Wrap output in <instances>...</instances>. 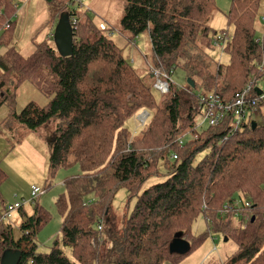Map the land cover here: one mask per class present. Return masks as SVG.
<instances>
[{
  "label": "trees",
  "instance_id": "1",
  "mask_svg": "<svg viewBox=\"0 0 264 264\" xmlns=\"http://www.w3.org/2000/svg\"><path fill=\"white\" fill-rule=\"evenodd\" d=\"M46 1L58 17L67 10L71 19H78L72 56L62 57L55 44L46 41L36 44L29 57L18 53L7 36L16 21L15 0H0V30L5 29L0 108L10 109L4 128L21 143L28 133L54 125L48 139L53 174L77 164L81 173L65 180L66 192L56 202L63 217L62 236L51 251L38 253L36 241L50 213L37 208L28 216L21 207L22 234L17 239L0 213V258L6 249L15 248L22 251L19 264L177 263L201 242L191 229L204 214L209 229L237 244L235 253L221 264H264V118L259 123L251 117L232 132L237 114L228 111L220 124L199 127L197 107L199 98L210 94L230 102L254 77L262 76L257 64L264 61V34L258 36L256 21L264 0H232L228 24L233 34L213 31L214 37L210 21L218 9L216 0H125L118 32L127 42L149 35L153 63L146 58L147 70L132 66L113 39L114 28L95 23L89 8L69 9L75 0L61 9L56 0ZM221 33L227 39L217 44ZM214 46L230 55L228 64L211 58ZM159 65L171 72L165 93L154 85L151 67ZM176 69L185 72V87L173 84ZM26 81L50 102L40 106L31 101L17 112V92ZM154 90L162 94L161 100H156ZM263 105L259 102L257 114ZM144 109L151 112V119L132 135L126 121ZM161 162L164 179L141 191L161 174ZM6 177L0 167V185ZM119 188L127 189L129 197L137 196L133 213L122 218L112 208ZM234 201L240 202L244 216L222 215L224 206ZM177 237L191 242L188 253L171 252Z\"/></svg>",
  "mask_w": 264,
  "mask_h": 264
},
{
  "label": "rangeland",
  "instance_id": "2",
  "mask_svg": "<svg viewBox=\"0 0 264 264\" xmlns=\"http://www.w3.org/2000/svg\"><path fill=\"white\" fill-rule=\"evenodd\" d=\"M68 1L56 0L55 3H61V9L64 6L63 3ZM231 1L216 0L218 9L214 12L210 21L211 36L213 31L228 30L230 35L233 34V26L228 24ZM125 6V0H87L81 5L78 1H75L67 7L81 12L89 8V15L95 23L105 22L108 27L114 28L113 39L124 49V56L132 66L135 69L147 70L146 58L153 63L152 44L149 35L143 33L136 37L134 41L127 42L124 36L118 32ZM15 7H17L16 17L14 16L16 21L14 28L7 36L18 53L24 57H29L35 52L36 44L45 41L52 45L55 44L54 33L52 34V32L55 30L59 17L56 15L53 5L46 0H15ZM256 24L258 36L262 37L264 34V1ZM4 30H0V54L4 51V45L1 43ZM209 53L215 61L224 64L230 62V55L222 47L214 46ZM186 81L184 71L176 69L173 72L172 82L177 88L185 87ZM261 86L263 87L264 84H261ZM154 96L157 101L162 98V94L156 90H154ZM31 101L40 106H45L50 102V97L42 93L31 82L26 81L21 84L17 92L16 111L20 112ZM144 112H148L150 116H148L145 123H142L139 117ZM9 114L10 109L7 105L0 108V130L2 131L0 133V167L6 172L7 176L0 185V213L3 214L4 204L12 205L17 202L22 204V208L28 216L33 215L37 208L49 212L51 215L50 220L36 234L37 252L48 253L54 246L55 240H61L62 236L63 217L56 202L59 196L66 192L65 180L72 175L80 174L81 168L77 164L69 168L59 169L53 174L50 168L52 144L48 139H52L54 125H47L48 127L42 128L40 133L30 132L25 136L23 142L17 143V138L4 128V121ZM260 114L255 113L252 119L262 123L261 117L264 118V105L260 108ZM151 116L150 111L139 110L126 121L125 126L132 135L139 134L145 129ZM14 144L15 147H13ZM158 169L161 174L145 183L141 191L164 179L162 174L165 173L166 169L162 162L159 164ZM34 186L45 190L46 193L31 201ZM136 202L137 196L129 197L127 189L119 188L113 200L112 208L119 218H122L124 215L129 216L133 213ZM22 219V213L18 210L10 220H3L4 224L12 226L16 239L22 234ZM117 221L120 222L121 219ZM191 231L195 238L202 239L201 242L179 262H167L165 264H221L233 255L238 248L232 239L227 241L222 233L216 232L213 228L209 229L204 214L197 217L192 224ZM60 246L63 247L61 243ZM65 251L71 259H74L69 247L65 248Z\"/></svg>",
  "mask_w": 264,
  "mask_h": 264
},
{
  "label": "built area",
  "instance_id": "3",
  "mask_svg": "<svg viewBox=\"0 0 264 264\" xmlns=\"http://www.w3.org/2000/svg\"><path fill=\"white\" fill-rule=\"evenodd\" d=\"M78 3L84 4L87 0H75ZM73 28L76 27L78 19L73 18L71 19ZM103 29H105L104 24H100ZM6 28L9 27L8 24L5 26ZM227 39L226 33H221L217 36L215 43L218 41H225ZM219 44V43H217ZM258 70L262 73L261 77H254L252 83L249 84L244 91L234 100L230 102L223 101L219 96L210 94L208 97H201L197 102V107L201 110V120L199 122V127L203 125H211L215 126L220 124V122L225 117L226 112L233 111L237 115V119L234 120L232 126V132H235L238 129V126H242L243 124L247 123L249 119H251L252 115L255 114L258 110L259 102H264V86L262 87L261 84H264V61L259 62L257 64ZM151 71L153 76L155 77V88L160 90L161 92L165 93L170 89L171 86V72H166L161 65L159 66H152ZM252 91V92H251ZM250 93L252 95H250ZM197 108V109H198ZM149 116L148 112H144L140 115L139 119L142 123H145ZM181 142H183L184 138ZM167 147V146H166ZM165 147V148H166ZM173 159H177V154H172ZM46 192L45 190H41L39 187H33L32 191V200H36L39 196L44 195ZM246 206H249V203H246ZM22 207V204L15 203L12 205H7L5 208L2 219L3 220H10L13 214L18 211ZM230 213H234L236 216L241 215L244 216L243 211L241 210V205L239 201H234V203L225 205L223 210L221 211L222 215H227ZM247 218V217H246ZM103 229V225L99 226V230Z\"/></svg>",
  "mask_w": 264,
  "mask_h": 264
},
{
  "label": "water",
  "instance_id": "4",
  "mask_svg": "<svg viewBox=\"0 0 264 264\" xmlns=\"http://www.w3.org/2000/svg\"><path fill=\"white\" fill-rule=\"evenodd\" d=\"M54 43L62 57L72 56L74 53V28L71 22L69 11L64 10L60 13L58 23L54 30ZM188 83L194 86V81L188 78ZM253 126H256L254 123ZM254 219V218H253ZM179 235V234H177ZM227 240V239H226ZM191 242L177 237L170 245L171 252L186 254L191 250ZM22 259V251L15 248L6 249L0 258V264H19Z\"/></svg>",
  "mask_w": 264,
  "mask_h": 264
},
{
  "label": "crops",
  "instance_id": "5",
  "mask_svg": "<svg viewBox=\"0 0 264 264\" xmlns=\"http://www.w3.org/2000/svg\"><path fill=\"white\" fill-rule=\"evenodd\" d=\"M53 33V32H52Z\"/></svg>",
  "mask_w": 264,
  "mask_h": 264
}]
</instances>
